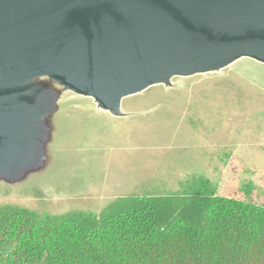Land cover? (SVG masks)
<instances>
[{"label": "water", "instance_id": "1", "mask_svg": "<svg viewBox=\"0 0 264 264\" xmlns=\"http://www.w3.org/2000/svg\"><path fill=\"white\" fill-rule=\"evenodd\" d=\"M241 59L264 66V0H0V182L44 169L64 96L126 119L125 98Z\"/></svg>", "mask_w": 264, "mask_h": 264}, {"label": "rangeland", "instance_id": "2", "mask_svg": "<svg viewBox=\"0 0 264 264\" xmlns=\"http://www.w3.org/2000/svg\"><path fill=\"white\" fill-rule=\"evenodd\" d=\"M171 84L125 98L126 119L61 98L48 163L18 184L0 182V208L98 216L118 198L197 189L264 205V66L241 59Z\"/></svg>", "mask_w": 264, "mask_h": 264}, {"label": "trees", "instance_id": "3", "mask_svg": "<svg viewBox=\"0 0 264 264\" xmlns=\"http://www.w3.org/2000/svg\"><path fill=\"white\" fill-rule=\"evenodd\" d=\"M0 264H264V205L197 189L118 198L98 216L5 206Z\"/></svg>", "mask_w": 264, "mask_h": 264}]
</instances>
